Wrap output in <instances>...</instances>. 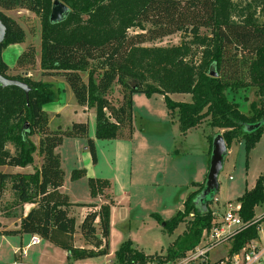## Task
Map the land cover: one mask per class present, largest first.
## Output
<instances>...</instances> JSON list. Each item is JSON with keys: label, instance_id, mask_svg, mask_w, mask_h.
<instances>
[{"label": "trees", "instance_id": "1", "mask_svg": "<svg viewBox=\"0 0 264 264\" xmlns=\"http://www.w3.org/2000/svg\"><path fill=\"white\" fill-rule=\"evenodd\" d=\"M60 1L69 11L56 22L49 19L51 0H0V9H25L38 18L41 75L63 77L76 103L94 109L96 139L131 137L132 97L141 93L146 97L160 94L168 114L177 117L183 135L205 122L217 130L216 134H221L227 148L234 140L243 139L248 153L258 142L264 132V21L257 15L264 9V0ZM1 10L6 34L0 44V74L26 83L29 91L25 95L17 86L0 85V167L31 165L35 153L41 162L31 172L0 170V206L7 188L11 192V208L34 204L20 218L16 229L0 233L37 235L66 251L73 260L107 255L113 202L111 181L87 179L91 197L100 196L107 202L81 219L79 232L85 246L74 245L76 221L70 214L72 202L60 190L64 170L56 148L64 137H85V150L93 164L97 161L94 139L88 137V123L75 121L65 129L49 128L44 106L60 101L63 88L58 83L27 75L36 68L33 41L27 43L12 67L2 59V49L25 41L27 33L34 37L36 31L28 21L27 29L23 28ZM129 28L139 31L129 34ZM175 32L188 39L170 46L142 45ZM9 69L15 74H9ZM83 72L87 73V81ZM115 84L121 95L117 105L109 99ZM241 89H253L247 113L230 97ZM173 93L189 94L190 100L174 101L169 96ZM250 125L256 126L246 130ZM35 135L37 144L32 140ZM208 141L210 152L211 136ZM84 174V170H74L72 176ZM193 185L196 187L184 200L183 209L164 223L171 231L191 215L186 230L167 248L166 258L184 254L198 242L202 229L210 226V201L204 207L195 202L205 179ZM237 199L239 215L243 222L249 223L230 240L229 254L258 235V223L252 220L255 207L264 202V171ZM152 216L162 221L158 214ZM114 256L116 264H136L150 257L130 239L119 244Z\"/></svg>", "mask_w": 264, "mask_h": 264}, {"label": "rangeland", "instance_id": "2", "mask_svg": "<svg viewBox=\"0 0 264 264\" xmlns=\"http://www.w3.org/2000/svg\"><path fill=\"white\" fill-rule=\"evenodd\" d=\"M53 1L51 0V2ZM1 11L18 21L23 28L27 29L25 22L28 21V23L35 27L36 31L34 37L27 33L25 41L9 44L2 49V59L8 65L14 64L18 55L30 41H33L36 46L37 57L40 50V25L38 18L25 9ZM257 16L260 20L264 21V9ZM138 31L139 29L137 28L128 29L129 34ZM184 38L188 39L182 33L175 32L164 38L145 42L142 45L145 47L170 46L179 44ZM36 69L29 71L27 75L36 80L43 81H48L50 78L55 83L62 84L66 89V93L60 99V102L65 104L62 108V116L58 120L52 118L49 126L57 128V125L60 124L59 126H62V129L69 127L72 121L78 120V115L74 112L78 104L72 91L63 77L43 76ZM7 72L15 74L11 69ZM82 77L87 81L88 76L86 72L82 73ZM249 94L250 100L253 99L254 94L252 92ZM169 96L174 101L190 100L189 94L173 93ZM230 97L239 102V109L242 112L247 113L248 104L242 99L245 96L241 90L230 94ZM109 99L116 105L120 102V88L117 84L113 85L110 90ZM46 105L48 109L52 106L51 103ZM94 115V109H92V112H87L84 115V120L86 118L89 119L91 129L88 131V137L92 139L95 134ZM216 131V129L209 127L207 123L203 122L202 125L188 130L183 135L180 133L178 127L177 117H171L168 114L160 94H153L150 97H146L141 93L136 94V102L132 110L133 152L128 150L125 153V150V152H122L123 156L126 154L125 159H123L122 155L114 159L109 153L114 152V146L124 143L125 140L121 138L97 140L101 159L95 165L96 172L101 174V177L107 179L113 176L112 182L117 185L118 183H115L114 180L115 176L118 182L130 178L131 174L133 177L130 188L131 200L128 201L127 206H124L128 209V215L126 218L120 220V212L122 211L117 209L118 218L114 217L111 223L109 255L73 260L63 252V249L53 246V244L46 242V240H42L41 243L29 247L25 255L16 258L8 243L0 237V264H116L114 251L118 248L122 236H125L123 238H126V240L130 239L135 247L147 255H165L167 248L186 230L191 215L186 216L185 220L180 221L171 231L168 230L164 223L174 217L179 210L183 209L184 200L196 187L193 183L203 182L206 178L211 155V151L209 152L208 136L213 138L216 135ZM123 133H125L124 136H127L126 130ZM36 138L37 136L32 138L34 143L37 142ZM63 141L56 149V152L61 154L62 168L64 170L62 190L70 194L73 198V203H78L74 204V206L77 209V219H79L82 209L88 206V203L93 202L95 198L101 197H91L87 179L84 175L78 178L72 176L76 165L78 163L79 165L81 164V153L85 152L86 138L64 137ZM76 141H81L83 145L79 147L74 143ZM109 141L111 143L106 144ZM111 146L112 150L109 149ZM109 157L111 160H114V164L120 170L117 175L113 168H109L110 164L111 167L114 166ZM40 161V157L35 153L34 161L30 166L38 167ZM263 171L264 132L248 153L245 151L243 139L234 140L226 148L222 167L217 176L218 189L213 198L218 199L219 203H223L224 201L236 202L245 189H250L254 185L256 177ZM10 201L11 192L7 188L1 199L0 212H2V215L10 216V213L14 210L20 209L11 208ZM103 201L104 199H102ZM102 202L98 200V204H103ZM254 211L255 214L263 213L264 202L256 206ZM153 213L158 214L162 221L153 217ZM97 231L99 235L98 228ZM28 235L23 236L22 247L29 242ZM130 236L132 239L129 238ZM79 239H82V237L78 228L75 234V242L78 243ZM45 243L50 248L44 249ZM228 247L229 243L226 242L217 248L215 257L226 255Z\"/></svg>", "mask_w": 264, "mask_h": 264}, {"label": "crops", "instance_id": "3", "mask_svg": "<svg viewBox=\"0 0 264 264\" xmlns=\"http://www.w3.org/2000/svg\"><path fill=\"white\" fill-rule=\"evenodd\" d=\"M12 65H9V66L12 67ZM36 68H37L36 71L39 72V73H41V70L39 68V55L36 57ZM48 77H50V76H48ZM51 78H54V77H51ZM48 81L55 82V81L51 80L50 78H49ZM60 86L63 88V91L61 93V96H62V95H64V93H66L65 92L66 89H65V87L62 86V84ZM241 91H242V94H244V96H245L242 99L243 100L245 99L247 102L245 100H244V102L248 104L249 101H250V98H249V95L250 94L249 93H251V92L253 93V89H241ZM135 102H136V94H134L133 97H132V110H133V105L135 104ZM51 104H52V106L49 109L47 108V105L44 106V110L48 113V126H49L52 118L55 119V120L60 119V117L62 116V108L65 105V104H63V102H60V101L53 102ZM92 109L93 108H88L86 106H79V105L74 109V112L78 115V120L77 121H87V123H88V131L91 129V126H90V122H89V119L88 118H86L84 120V115H86L87 112H89V113L92 112ZM246 110H248V109H246ZM94 117H95V115H94ZM72 122H75V121H72ZM59 125L60 124H58L57 127H62V126H59ZM49 128L52 129V130L56 129V128H51L50 126H49ZM94 130H95V126H94ZM90 135H92V134H90ZM35 136H33V137L35 138ZM133 136H134V133L132 132L130 138H121V139L125 140L124 143H120L118 146H114V152H112V153L110 152L109 154L112 155V157L114 159H115V157H118L119 155H122L123 159H125L126 154H124V156H123L122 152L123 151L125 152V150H126L125 153H127L128 150H131L132 152L134 150V148H133L134 147ZM93 139H94V144H95V148H96V156H97L96 163L95 164L92 163L90 153L87 150L84 149L85 152H82L81 153L82 154V157L81 158L83 159V161L81 159V164L79 165V163H78L76 165V167H75V170H84V172H85L84 176L86 177V179H88L89 177H92V178H104V177H101L100 176L101 174H98V172H96V170H95V165H97L98 162L100 161L101 154L99 155L100 148L98 149V146H97V140L98 139L95 138V134H94V138ZM36 141H38V136L36 138ZM35 143L37 144V142H35ZM74 143L77 144L79 147L83 145V143L81 141H76ZM110 143H111L110 141L109 142H106V144H110ZM103 147H104V145H103ZM109 149L112 150V146ZM40 160H41V158H40ZM109 160L112 161V162L114 161V160H111L110 157H109ZM40 162L38 163V166L40 165ZM61 163H62V158H61ZM113 164H114V162H113ZM109 166H110L109 168H113V170L115 171V174L116 175H117L118 172H120V170L117 168V165L116 164H114V166H112V167H111V164ZM33 168H34V166H30V165H27V166H24V167H20V166H1L0 167V170L1 171H4V172H31V171H33ZM115 177H114L115 183H118V185L117 184H114V182H112L113 181V176H110L109 177V180L111 179L110 181L112 183V189H111V195L112 196H111V199L113 201L112 204L110 205V233H109V237L111 235V223H112V220H113L114 217H117L118 218V216H117L118 215L117 209L119 211H122V212H120L122 218L120 216L119 219L121 220V219L126 218L127 215H128L127 214V210L128 209H126L124 206H127L126 204H128V201L131 200V197H130V193H131L130 192V188H131L132 179H133L132 174L130 175V178H126L122 182H118L115 179ZM105 179H107V178H105ZM63 183H64V181H63ZM196 183H200V182H196ZM62 189H63V187H61L60 190L62 192H64ZM64 193H66V192H64ZM66 194H68V193H66ZM68 195L70 196V194H68ZM70 199H71V202L73 204L70 207V214L75 217V221H76V231L79 228V224H80L81 219L83 218V216L88 211H90L92 209H98V207H99L98 206L99 205L98 204V200H101V202H102V199H104V201L102 203L107 202V199L106 198H103V197H101V198H95V200L93 202H91V203L95 204V206L94 207H90L89 205H91V203H88L89 205L82 209V212L80 214V218L77 219V216H76L77 215V212H76L77 209L74 206V204H78V203H73V198L71 196H70ZM212 200L214 201V198H212ZM216 200L218 201V199H216ZM218 204L221 205L222 203H219V201H218ZM33 205L34 204H28V203L23 204L22 207H17V208H20V209L14 210L12 213H10V216L2 215V212H0V231L5 230V229H16L18 227V225H19L20 218L23 215H25L26 212ZM13 209H15V208H13ZM17 212H18V214H17ZM153 214H156V213H153ZM263 214H264V212L261 213V214H255L254 217L257 218V217H260ZM96 222H97V220H96ZM259 223L261 224V228H262V233L261 234L263 235L264 234V220L261 219ZM97 233H98V231H97ZM75 234H76V232L74 233V245L75 246H85L84 245L85 243H84V240L83 239H79L78 243L75 242ZM23 236H26V234L25 233H22V234H1L0 233L1 239L2 240H5L8 243V246H10V248L12 249V251L14 253V256L16 258L17 257H22L23 255H25L26 254V251H27V249L29 247H31L33 245H37V244L41 243V241L43 240V239H40L39 238V241L37 243L32 244L31 240L36 235L29 234L28 235L29 236V242L27 244H25L24 247H22L21 244H22ZM123 237H125V236H122L121 242L124 241V240H126V238H123ZM129 238L132 239L131 236ZM46 242H48V241H46ZM48 246L49 245L46 244V245H44L43 248L44 249L45 248H50ZM63 252L65 254H67L66 251L63 250ZM107 255H109V254H107Z\"/></svg>", "mask_w": 264, "mask_h": 264}, {"label": "built area", "instance_id": "4", "mask_svg": "<svg viewBox=\"0 0 264 264\" xmlns=\"http://www.w3.org/2000/svg\"><path fill=\"white\" fill-rule=\"evenodd\" d=\"M212 220L209 227L202 229L198 242L174 259L164 255L150 256L143 262L136 264H264V234L262 235L260 220H264V214L253 218L256 222L258 235L247 242L240 250L226 255L215 257V251L230 240L239 231L245 228L249 222H243L239 215L240 202L225 201L221 205L214 198L209 203ZM259 219V220H258ZM39 237L32 238V244L37 243ZM229 249V247H228ZM214 255V256H213Z\"/></svg>", "mask_w": 264, "mask_h": 264}, {"label": "water", "instance_id": "5", "mask_svg": "<svg viewBox=\"0 0 264 264\" xmlns=\"http://www.w3.org/2000/svg\"><path fill=\"white\" fill-rule=\"evenodd\" d=\"M68 6L65 5L60 0H54L52 2L49 19L52 22L61 21L68 13ZM6 34V26L0 18V44L3 42ZM0 85L9 86L14 85L23 89L25 95L28 94V86L26 83L19 81L17 79H12L4 77L0 74ZM257 125V124H256ZM256 125H250L246 127V130L253 129ZM226 144L221 136V134H216L212 138L211 143V155L208 172L205 178V186L201 193L196 197L195 202L199 207H204L209 201L212 200L215 192L218 189L217 176L218 172L222 167L223 157L226 154Z\"/></svg>", "mask_w": 264, "mask_h": 264}]
</instances>
